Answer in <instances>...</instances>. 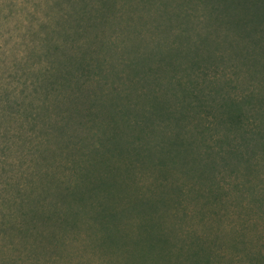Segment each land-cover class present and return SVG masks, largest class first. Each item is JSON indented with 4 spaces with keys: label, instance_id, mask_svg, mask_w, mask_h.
<instances>
[{
    "label": "rangeland",
    "instance_id": "1",
    "mask_svg": "<svg viewBox=\"0 0 264 264\" xmlns=\"http://www.w3.org/2000/svg\"><path fill=\"white\" fill-rule=\"evenodd\" d=\"M57 1L0 0V122L3 120L1 125L9 129L5 136L0 132V146H3L2 141L10 142L3 140L7 138L18 142L7 153L9 157L0 166V172L11 173L12 163H16V170L19 164L23 168L32 162L36 174V181L33 180L35 194L31 195L32 200L31 196L28 198V206L35 210L28 215L29 223L22 233L10 232L12 235L3 240V264H187L193 246L190 235L195 233L194 230L199 237L214 240L211 253L215 264H241L240 259L245 256L240 253V225H237L235 214L239 207L230 208L229 214L225 205L215 204L213 199L190 190L200 186L194 179L176 169L170 171L156 161L142 164L132 158L136 161L126 166L125 158L119 155L97 157L93 150V144L98 147L100 143L97 129L91 125L86 127L82 123L86 118L80 116L87 107L86 97L82 96L77 103L73 100L76 93L74 74L81 73L75 67L67 66L70 59H79L82 52L86 55L85 61L94 66L90 79L81 76L78 81L86 82L87 89L94 95L105 96V100L98 101L94 108L101 110L99 116L110 119L114 110L110 105L118 100L142 106L145 113V95L141 94L139 98L138 94L145 88L142 83L138 86L132 83L140 76L136 66L139 52L152 48L156 39L162 40V55L167 54L168 43L174 48L185 46L176 41V35L184 42L200 39L202 55L207 59L203 62L206 75L193 80L204 88L210 78H216L218 88L229 86L231 95L239 98L240 87L244 85L240 83L243 54L240 53L237 31L224 26L217 29L215 23L204 16V3L199 0H86L87 7L94 11L81 17L83 25L88 26L84 29L77 26L81 20L77 4L66 2L59 7ZM211 36L213 40L217 39L215 44L210 40ZM202 38L209 42L208 46H204ZM220 41L222 43L217 44ZM230 42L234 44L235 54L229 49ZM241 47L244 48V42ZM182 61V64L187 62L185 58ZM98 63L103 65V72L96 71ZM150 67L152 65H146V68ZM45 69L52 72L48 91L42 85L47 84L43 79ZM165 70L163 66L158 70L164 84H168L163 97L171 96L172 99L164 101L182 100L183 92L176 83L182 74L176 67ZM70 71H73L72 76ZM58 89L60 95L55 102ZM115 89L122 90L119 97ZM46 93L52 100L48 101V111L43 108ZM30 111L40 112L49 125L58 121L53 136H46L44 129L42 132L34 129V114ZM142 120L147 121V117L138 119L139 122ZM184 124L188 130L190 123ZM39 127H42L40 122ZM34 135L40 136L41 143L33 140ZM77 137L91 140L92 148L87 144L80 145V150L74 147ZM93 159L99 161L94 163ZM109 160V167L114 168L109 179L113 183V197L105 199L106 210L114 205L121 209L128 199L134 203L137 197L150 201L154 196L166 194L173 200L160 204L158 213H154L152 203H149L150 207L145 206L143 213L137 207L119 213L111 229L112 238L104 239L100 223L101 197L92 193L87 196L85 189V198L68 197L64 201L59 192L67 193L77 184L80 187L77 190H82V185L90 183L85 182V178L90 177L94 182L95 178L103 176L105 163ZM40 168L58 178V183H49V189H40L48 181V176L38 172ZM81 173L87 176L82 177ZM180 185L181 194L179 189L176 194L175 186ZM202 208L206 209L205 214L201 213ZM24 209L29 212L28 207ZM204 221L211 227L204 229ZM146 222H152L157 232H164L167 242L163 253L140 258L138 251L150 241L144 232Z\"/></svg>",
    "mask_w": 264,
    "mask_h": 264
},
{
    "label": "trees",
    "instance_id": "2",
    "mask_svg": "<svg viewBox=\"0 0 264 264\" xmlns=\"http://www.w3.org/2000/svg\"><path fill=\"white\" fill-rule=\"evenodd\" d=\"M66 2L69 5L77 4L75 6L79 8L77 12L80 19L84 15L87 16L88 12L94 11L87 7L86 0H58L56 5L60 7ZM199 2L204 3V16L210 18L217 29L225 27L237 31L240 53L243 54V58L242 55L240 56L243 60L240 67L242 71L240 83L244 85L240 87L239 98L231 95L230 89L232 88L229 86L225 88L223 85L218 88L216 78H210L204 88L199 87L200 83L193 78L205 74L203 62L207 59L202 55V40L190 39L189 42H184L176 35V41L185 46L174 48L173 44L168 43L167 54L162 55L160 52L162 40L156 39L152 48L143 49L139 52V58L137 57L136 66H138L140 76L132 83L134 86L142 83L141 86L145 88L138 91V94H140L139 98L142 97L141 94L145 95L143 101H146L145 111L147 112L144 113L142 106L137 107L135 104H125L118 100L110 105L114 107L110 119L99 116L101 110L99 107L95 110L94 108L98 101L101 103V100H105V96L94 95L87 89L86 82L78 81L81 76L90 79L94 69V66L85 61L84 52L79 59H70V63H67V66L75 67L76 71L81 73L74 74L76 93L73 100L77 103L82 96L86 97L87 107L80 116L82 118L83 115V118H86L82 121L86 127L91 125L97 129L96 136L100 143L98 147L93 144L97 157H101V154L107 155V158L119 155L126 159H123L126 166L136 161L132 158H137L142 164L151 160L156 161L158 165H166L170 171L176 169L184 176L194 179V182L200 186L198 189L196 187L189 189L200 192L204 198L213 199L215 204L225 205L229 214L231 213L230 208L239 207L235 214L238 219L237 225H240V253L245 256L241 257L240 262L241 264H264V0H199ZM185 14L190 15L188 11H185ZM82 20L83 18L78 21L77 26L87 28L88 26L85 27ZM66 34L69 32L66 31ZM210 35L214 34L210 33ZM210 40L214 44L217 41V39L213 40L212 36ZM243 42L244 48L241 47ZM207 43L209 42L203 39L204 46H208ZM219 43L222 41L217 44ZM229 49L231 53H236L233 42H230ZM184 58L187 61H185L186 64H182ZM73 61H76V64H72ZM215 61L218 59L216 58ZM146 65H152V68H146ZM161 66L166 69L165 71L174 70V67L179 69L178 72L182 75L176 83L183 92L182 100L164 101L172 97H163L168 84H164L161 73L158 71ZM103 70V65L98 63L96 71L103 72ZM72 73L73 71H70V76ZM43 74L44 82L47 84L42 85L48 91L47 85L52 72L45 69ZM57 81V83L60 82L58 79ZM115 90L119 97L122 90ZM59 92L58 89L55 102L58 101ZM48 101L52 100L46 93L43 98L45 111L49 110ZM117 108L121 110L118 111ZM106 114L107 112L104 116ZM34 115L32 116L35 123L34 129H41V132L44 129L43 133L46 136L51 135L54 129H58L59 124L56 123L58 121L49 125L40 112ZM100 117L102 118L99 121ZM144 117H147V121H138ZM2 122L3 120L0 122V132L5 136L9 129L1 125ZM39 122L42 125L41 128ZM184 122L190 123L188 130ZM35 139L38 140L36 143H41L39 135H34L33 140ZM3 140L10 142L2 141L3 146H0V150L3 155L0 156V166L7 162V157H9L7 153L18 143L17 140L9 138ZM85 144L92 148L91 140L77 137L74 147L80 150V145ZM98 161L93 159L94 163ZM109 162L110 160L104 162L106 172L101 173L103 176H98L94 182L90 177L85 178V182H90L85 185L83 178L81 179L84 184L81 186L82 190H77V187L80 188L77 184L74 188L70 187L67 193L57 191L61 193L60 196L64 201H67L68 197L80 199L82 196L85 198V189L88 191L87 196L92 193L101 197L100 223L104 239L112 238L111 229L119 213L129 212L135 207L140 208V213H143L146 210H144L145 206L151 203L153 208L155 207L154 213H158L160 204L173 200L166 194H161L160 197L159 195L154 196L150 201L137 197L134 203L128 199L121 209L114 205L106 210L105 199L107 201L113 197L111 190L113 183L109 179L114 174V168L109 167ZM15 165L16 163L11 164V173L1 174L0 172V264L5 261L1 256L4 253L3 240L12 235L10 232L15 235L22 233L29 223L28 215L35 210V207L28 206V198L35 194L33 180L36 181V174L32 169V162L23 168L19 164L18 169L14 170ZM38 172L42 173L40 175L48 176L47 183H43L40 189H49V183H58V178L48 171L43 172L40 168ZM81 174L82 177L87 176L84 173ZM175 189L176 194L178 189L181 194V185L175 186ZM26 207H28V213L24 209ZM210 208L208 209L211 210ZM201 213L205 214L206 209L202 208ZM203 225L204 229L211 227L205 221ZM144 227V232L149 235L150 241L145 248L138 251L140 258L146 254L161 253L167 242L166 234L159 230L157 232L152 222L151 224L146 222ZM194 232L190 235L192 239L190 243L193 246L190 249L187 264H215L211 253L214 240L203 239L198 236L197 231L194 230Z\"/></svg>",
    "mask_w": 264,
    "mask_h": 264
}]
</instances>
